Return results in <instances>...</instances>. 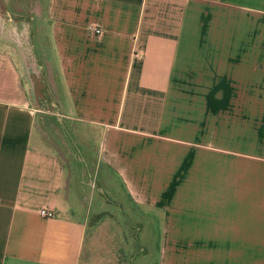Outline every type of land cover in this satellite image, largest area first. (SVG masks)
Instances as JSON below:
<instances>
[{"label":"crops","instance_id":"0c3cea01","mask_svg":"<svg viewBox=\"0 0 264 264\" xmlns=\"http://www.w3.org/2000/svg\"><path fill=\"white\" fill-rule=\"evenodd\" d=\"M8 4L0 264H111L87 187L122 190L154 264H264V0ZM67 134L93 142L97 187Z\"/></svg>","mask_w":264,"mask_h":264},{"label":"rangeland","instance_id":"374dc122","mask_svg":"<svg viewBox=\"0 0 264 264\" xmlns=\"http://www.w3.org/2000/svg\"><path fill=\"white\" fill-rule=\"evenodd\" d=\"M9 0H0V3H4L8 11H12L13 7L8 4ZM24 14V13H23ZM62 124V123H61ZM67 138L70 143L73 144L74 151L76 154L71 157L74 160V164L67 161L69 167L72 170H79L83 175H86L90 178V186L97 187L98 181L96 180V173L93 171L96 169V166L93 164V157L95 153L94 144L92 141H89V144L86 146L88 149L86 151L85 146L82 145V142L77 139L75 135L67 134ZM72 152V151H71ZM85 152H88L85 154ZM90 188L87 187L85 193L86 197L89 200L93 201L97 199L98 196L102 197L106 202L105 205L102 204L100 212L95 216L93 215V209L89 217V228H92L95 224V219H98L99 230L103 234L109 237L108 244L110 248L105 249L102 252L97 251L93 256L95 260H104L109 261L111 264H139L143 262L146 264H154L156 259L155 248L153 247V241L155 237L151 236L150 247L147 248V251L142 250L141 240L139 236L142 232V226L140 223L133 224L134 221L130 219V215L127 214L126 208L124 205L118 201L124 198L122 190H118L119 197L111 198L106 197L105 194H99L98 191H92L90 193ZM97 190V189H96ZM121 192V194H120ZM142 260V261H141Z\"/></svg>","mask_w":264,"mask_h":264},{"label":"built area","instance_id":"2783aa9c","mask_svg":"<svg viewBox=\"0 0 264 264\" xmlns=\"http://www.w3.org/2000/svg\"><path fill=\"white\" fill-rule=\"evenodd\" d=\"M90 30H91L92 34H100L101 33V28H99L97 26H92ZM40 214L43 216L50 217L53 215V212L52 211H46V210H40Z\"/></svg>","mask_w":264,"mask_h":264}]
</instances>
